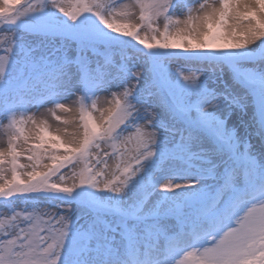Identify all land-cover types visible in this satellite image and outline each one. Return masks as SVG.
Listing matches in <instances>:
<instances>
[{
    "label": "snow or ice",
    "instance_id": "1",
    "mask_svg": "<svg viewBox=\"0 0 264 264\" xmlns=\"http://www.w3.org/2000/svg\"><path fill=\"white\" fill-rule=\"evenodd\" d=\"M0 33V264H264V0H0Z\"/></svg>",
    "mask_w": 264,
    "mask_h": 264
},
{
    "label": "rangeland",
    "instance_id": "2",
    "mask_svg": "<svg viewBox=\"0 0 264 264\" xmlns=\"http://www.w3.org/2000/svg\"><path fill=\"white\" fill-rule=\"evenodd\" d=\"M125 2H127V0H125ZM137 11V14H138V9L136 10ZM133 19H135V17H133ZM159 25L160 27L162 28V25H163V21H159ZM144 33L142 32V35ZM0 35H5V33H0ZM149 35H151L149 33ZM158 35V34H157ZM135 62V61H134ZM176 66H184L183 65V61H176L174 63V68ZM138 67H144V65L142 63H138ZM110 95V93H104V92H101L100 93V103L101 105L104 104V100L105 98ZM75 99V96H72L70 99L64 101L66 104H71L72 100ZM52 105L51 104H48V105H44V106H40L39 108L37 107H31L29 109V114H35V118L37 120V122H39L41 119H45L48 123V126L50 127V130L52 131L53 134H58L60 135L62 138H64L65 134L66 133H71L72 131H74L75 129V124L74 123H69L68 125H64V124H60L57 122V120L53 119L52 118V115L49 113L48 109L51 108ZM57 115L61 118V119H69L70 121H78V115L76 113H73L71 115H66L64 113H61V112H57ZM97 116H99V113H96ZM236 117L234 116L232 118V120L230 121V126L236 122ZM26 134L29 136V144L35 142V137H36V130L32 127L31 124H29L27 126V132ZM241 134H243V130H241ZM7 135L5 132L3 131H0V149H6L7 148ZM253 145H254V148L258 147V142L253 140ZM28 147V145H24L23 144V141L19 142V145H18V151H20L22 154L24 153V149ZM20 163L22 164H28L29 161H27L26 159L23 158V155H22V158L20 159ZM45 163H48L47 161H45ZM64 173L66 175H70L71 173L69 172L68 169H64L63 170ZM16 206L17 208H19L21 206V202L19 200L16 201ZM6 211V210H5ZM79 213H74V217L75 216H78ZM83 222V221H81Z\"/></svg>",
    "mask_w": 264,
    "mask_h": 264
}]
</instances>
